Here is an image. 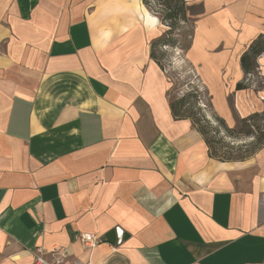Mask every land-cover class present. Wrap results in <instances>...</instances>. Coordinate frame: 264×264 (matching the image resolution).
<instances>
[{"label": "crops", "instance_id": "1", "mask_svg": "<svg viewBox=\"0 0 264 264\" xmlns=\"http://www.w3.org/2000/svg\"><path fill=\"white\" fill-rule=\"evenodd\" d=\"M188 1L185 60L231 124L264 0ZM160 30L141 0H0V264L53 247L64 264H264V146L218 161L172 116Z\"/></svg>", "mask_w": 264, "mask_h": 264}, {"label": "rangeland", "instance_id": "2", "mask_svg": "<svg viewBox=\"0 0 264 264\" xmlns=\"http://www.w3.org/2000/svg\"><path fill=\"white\" fill-rule=\"evenodd\" d=\"M187 4L195 6L192 10L193 12H197L201 5L199 3H191L188 0ZM156 10L160 11L159 8ZM196 18V16L189 17L187 22H180L175 29L170 31L166 25L160 24L159 21L161 32L159 36L152 40L151 44L159 39L171 41V43L168 45L158 43L152 47V51L160 62V69L170 82L169 100L175 101L190 94V99L187 101L188 104L185 105V108L189 109L188 111L197 118L200 116L204 117L212 126L218 127L215 121V115L217 114L212 108L210 95L205 90L194 68L185 60L186 48L190 44ZM177 50L179 51L177 52ZM262 56L263 55L259 56L258 58H261L256 62V68H258L255 69L254 73L247 79V89L245 90L248 91L246 92L247 94H244V98L241 99L240 106L238 108L235 107V97L230 95L227 98L233 118L232 123L228 124L224 118L217 115L224 120L226 126L229 128H233L239 118L241 119L252 113L264 111V100L260 98L264 97V57ZM246 112L248 113L245 114ZM221 135L224 137V143L216 146L219 155L227 151L226 148L222 147L227 143L237 146L241 143H249L251 141V139L233 140L225 137L223 136L224 133L222 129H220V132L217 133L215 137L218 138L221 137ZM213 136V134L210 135V137ZM245 150L247 152L253 151L251 148L242 149V155H245L243 152ZM236 153L237 152L233 155Z\"/></svg>", "mask_w": 264, "mask_h": 264}, {"label": "trees", "instance_id": "3", "mask_svg": "<svg viewBox=\"0 0 264 264\" xmlns=\"http://www.w3.org/2000/svg\"><path fill=\"white\" fill-rule=\"evenodd\" d=\"M141 1L142 4L151 13L158 17L160 24L166 25L169 28V31L175 29L180 22H187L189 20V17H198L203 12L202 5H200L197 12H193L192 10L195 6L188 5L187 0ZM157 8H159L160 11L156 10ZM158 43L168 45L171 43V41H164L163 39H159L158 41L152 43L150 46V57L161 68L159 60L154 56L152 51V47ZM189 47L190 44L186 48V51L189 49ZM261 55H264V34L258 35L249 44L246 51H244L240 57V66L245 78L243 81L236 84V91L247 89V79L252 73H254L256 69V60ZM189 99L190 94H188L187 96H183L175 101L169 100V108L171 114L177 120H189L192 123L196 131L204 140L208 148V154L210 158L223 162L241 161L250 157L258 149L264 146V111L252 113L251 115L241 119L239 118L233 128L227 127L224 120L215 115V121L218 127H214L204 117L200 116L199 118H197L188 111L189 109L185 108V105L188 104L187 101ZM220 129L223 130V136L230 139H251V141L249 143H241L237 146L227 143L225 144V146H222L223 148H226L227 151L225 153H222V155H219V151L216 146L224 143V137H222V135L218 138L215 136L220 132ZM211 134H213L214 136L210 137ZM248 148H251V150L253 151L247 152L245 150L243 151L245 155H242V149ZM235 152L237 153L233 155Z\"/></svg>", "mask_w": 264, "mask_h": 264}, {"label": "built area", "instance_id": "4", "mask_svg": "<svg viewBox=\"0 0 264 264\" xmlns=\"http://www.w3.org/2000/svg\"><path fill=\"white\" fill-rule=\"evenodd\" d=\"M79 240L86 247H93L97 244L98 238L91 234H81ZM68 254L63 248L53 247L50 251L37 248L33 251L32 262L30 264H64Z\"/></svg>", "mask_w": 264, "mask_h": 264}, {"label": "water", "instance_id": "5", "mask_svg": "<svg viewBox=\"0 0 264 264\" xmlns=\"http://www.w3.org/2000/svg\"><path fill=\"white\" fill-rule=\"evenodd\" d=\"M112 233H113V232H112ZM112 233H110V234H109V237H107V238H108L109 241H112V242H113V241H114V236H113Z\"/></svg>", "mask_w": 264, "mask_h": 264}, {"label": "clouds", "instance_id": "6", "mask_svg": "<svg viewBox=\"0 0 264 264\" xmlns=\"http://www.w3.org/2000/svg\"><path fill=\"white\" fill-rule=\"evenodd\" d=\"M165 47H168V46H165ZM179 50H177V52H178Z\"/></svg>", "mask_w": 264, "mask_h": 264}]
</instances>
